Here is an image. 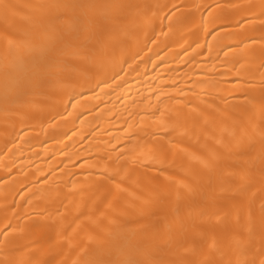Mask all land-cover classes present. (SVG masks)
I'll use <instances>...</instances> for the list:
<instances>
[{
	"label": "bare ground",
	"instance_id": "obj_1",
	"mask_svg": "<svg viewBox=\"0 0 264 264\" xmlns=\"http://www.w3.org/2000/svg\"><path fill=\"white\" fill-rule=\"evenodd\" d=\"M264 0H0V264H262Z\"/></svg>",
	"mask_w": 264,
	"mask_h": 264
},
{
	"label": "snow or ice",
	"instance_id": "obj_2",
	"mask_svg": "<svg viewBox=\"0 0 264 264\" xmlns=\"http://www.w3.org/2000/svg\"><path fill=\"white\" fill-rule=\"evenodd\" d=\"M262 264H264V261H262Z\"/></svg>",
	"mask_w": 264,
	"mask_h": 264
}]
</instances>
